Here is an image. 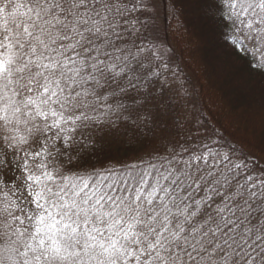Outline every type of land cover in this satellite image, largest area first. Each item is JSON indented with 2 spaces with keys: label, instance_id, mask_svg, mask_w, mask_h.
Returning a JSON list of instances; mask_svg holds the SVG:
<instances>
[{
  "label": "snow or ice",
  "instance_id": "1",
  "mask_svg": "<svg viewBox=\"0 0 264 264\" xmlns=\"http://www.w3.org/2000/svg\"><path fill=\"white\" fill-rule=\"evenodd\" d=\"M173 25L264 74V0H0V264H264V151L190 100Z\"/></svg>",
  "mask_w": 264,
  "mask_h": 264
},
{
  "label": "trees",
  "instance_id": "2",
  "mask_svg": "<svg viewBox=\"0 0 264 264\" xmlns=\"http://www.w3.org/2000/svg\"><path fill=\"white\" fill-rule=\"evenodd\" d=\"M176 32V37H172L177 48H174L176 63L182 70L181 75L186 86L188 84V90L193 82L187 74L190 70L195 72L198 86L203 90L207 87L208 90V102L200 88L198 93L192 90L190 100L212 124L216 122V126L223 131H227L223 124L229 123V120L228 128L235 134H239L241 129L247 130L256 151H264V93L261 94L263 90L260 86L262 83L264 86V74L254 71L246 59L234 54L218 27L206 26L199 30L189 27L187 31H178L180 36ZM185 53L189 54L188 59H184ZM187 62L195 64V68L191 69ZM247 76L260 82V85L247 86L248 83L243 82Z\"/></svg>",
  "mask_w": 264,
  "mask_h": 264
},
{
  "label": "rangeland",
  "instance_id": "3",
  "mask_svg": "<svg viewBox=\"0 0 264 264\" xmlns=\"http://www.w3.org/2000/svg\"><path fill=\"white\" fill-rule=\"evenodd\" d=\"M176 30V27H174L173 26V28H172V30H169L170 32H169V37H170V42H171V45H172V47L173 48H176L175 47V44H174V42H173V40H172V37H176V35H175V33L174 32H176L175 31ZM176 34L178 35V36H180V33L177 31L176 32ZM182 36V35H181ZM183 38H184V36H182ZM182 37H181V39H182ZM177 40H178V38H177ZM188 44V43H187ZM177 49V48H176ZM188 57H190L189 56V54H187V53H185L184 54V59L186 58V59H188ZM186 62V61H185ZM188 63V65L190 66V68L192 69V68H195L193 65H195V64H193L192 62V65H190V63L189 62H187ZM185 69H187V67H185ZM187 74H189L191 77H189L188 75H187V77H189V78H191L192 80H193V82L191 83V84H189V92L192 94L193 93V91H195V92H199V88H200V92H203V95L206 97V99H207V102H208V95H206V93L208 92V90H207V87H204V90H203V88L202 87H200V86H198V84L196 83V80H197V77H196V74H195V72L193 71V70H190V71H188L187 72ZM243 82H245V83H248V85L247 86H249V87H252L253 85H254V87H255V84H259L260 85V82H257V80L256 81H253V79L250 77V76H247V78H243ZM187 86H188V84H187ZM261 86V89L263 90L262 91V93L261 94H263L264 93V86H263V83L260 85ZM257 88V87H256ZM194 89V90H193ZM258 89V88H257ZM193 90V91H192ZM203 90V91H202ZM230 122H231V120H229V123H225V124H223V125H225L226 126V129H227V131H225L227 134H230L231 135V137H233V138H235L237 141H239L240 142V144H241V146H243V147H245L246 149H248V150H251V151H253V152H255V153H257V154H259V152H257L256 151V149H255V146H254V142H253V140L251 139V135H250V133L247 135V130L246 131H244V130H242L241 129V132L239 133V134H235L232 130H230L228 127H229V124H230ZM215 125H218L216 122H215ZM230 131V132H229Z\"/></svg>",
  "mask_w": 264,
  "mask_h": 264
}]
</instances>
